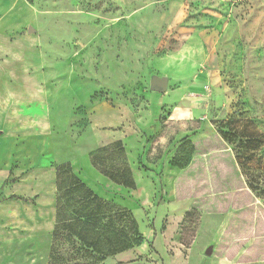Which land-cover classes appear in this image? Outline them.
I'll list each match as a JSON object with an SVG mask.
<instances>
[{
    "label": "rangeland",
    "instance_id": "obj_1",
    "mask_svg": "<svg viewBox=\"0 0 264 264\" xmlns=\"http://www.w3.org/2000/svg\"><path fill=\"white\" fill-rule=\"evenodd\" d=\"M118 140L134 190L91 171ZM66 162L144 236L101 264H264V0H0V264L47 263Z\"/></svg>",
    "mask_w": 264,
    "mask_h": 264
},
{
    "label": "trees",
    "instance_id": "obj_2",
    "mask_svg": "<svg viewBox=\"0 0 264 264\" xmlns=\"http://www.w3.org/2000/svg\"><path fill=\"white\" fill-rule=\"evenodd\" d=\"M231 134L228 130L223 131L228 141ZM238 143L239 148L243 147L242 139ZM90 161L114 183L136 189L122 140L99 147L90 153ZM186 164L187 161L174 163L176 166ZM55 183L56 217L48 264H101L144 241L132 210L97 194L74 171L71 163L55 166ZM9 198L23 199L17 195Z\"/></svg>",
    "mask_w": 264,
    "mask_h": 264
},
{
    "label": "crops",
    "instance_id": "obj_3",
    "mask_svg": "<svg viewBox=\"0 0 264 264\" xmlns=\"http://www.w3.org/2000/svg\"><path fill=\"white\" fill-rule=\"evenodd\" d=\"M101 144H104V142ZM91 171L95 177V181L101 182L104 186L109 187V188L118 187V188L125 189V187L114 183L109 178L104 176L102 173L97 171L95 168L92 167ZM81 177L97 194L100 195V193L96 190L95 185H93L91 181L87 179V177H83V176ZM103 194H106V193H103ZM100 196L107 198V195H104V196L100 195ZM48 199H49L48 202H46L44 196H41V195L38 196L34 204H32L29 208H27L29 211V215L28 217H26L27 219L22 220L23 226L28 228L27 232L31 233L33 236H41V234L44 231L50 235V233L53 231V228L55 225V217H56V184H55L54 191L51 193ZM8 219L9 217H7V219H1L0 224L2 225L6 224ZM2 228H3L2 230L3 234L6 235L7 233L6 228L5 227H2ZM1 241L7 242L8 240L7 241L1 240ZM4 248L7 250V247L4 246ZM4 248H1V249H4ZM49 253H50V250L48 251L46 264H48V261H49Z\"/></svg>",
    "mask_w": 264,
    "mask_h": 264
},
{
    "label": "water",
    "instance_id": "obj_4",
    "mask_svg": "<svg viewBox=\"0 0 264 264\" xmlns=\"http://www.w3.org/2000/svg\"><path fill=\"white\" fill-rule=\"evenodd\" d=\"M168 80L167 76L154 75L150 81V89L153 91L165 92L168 88ZM210 251L209 249L208 252Z\"/></svg>",
    "mask_w": 264,
    "mask_h": 264
}]
</instances>
